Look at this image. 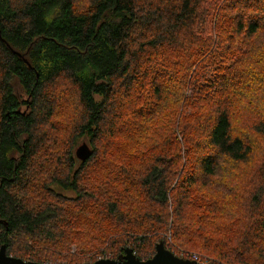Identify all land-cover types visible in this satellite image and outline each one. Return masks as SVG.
<instances>
[{
  "label": "trees",
  "instance_id": "16d2710c",
  "mask_svg": "<svg viewBox=\"0 0 264 264\" xmlns=\"http://www.w3.org/2000/svg\"><path fill=\"white\" fill-rule=\"evenodd\" d=\"M167 237L264 264V0H0V247L143 261Z\"/></svg>",
  "mask_w": 264,
  "mask_h": 264
},
{
  "label": "water",
  "instance_id": "95a60500",
  "mask_svg": "<svg viewBox=\"0 0 264 264\" xmlns=\"http://www.w3.org/2000/svg\"><path fill=\"white\" fill-rule=\"evenodd\" d=\"M92 155V150L85 143L75 150V157L82 163L87 161ZM0 264H42L33 262H24L20 259L12 258L6 255L5 247H0ZM87 264V263H84ZM92 264H201L188 259H182L174 256L164 248L162 242L155 246V254L152 258L140 261L131 249H125L124 253L116 260L100 259Z\"/></svg>",
  "mask_w": 264,
  "mask_h": 264
},
{
  "label": "rangeland",
  "instance_id": "374dc122",
  "mask_svg": "<svg viewBox=\"0 0 264 264\" xmlns=\"http://www.w3.org/2000/svg\"><path fill=\"white\" fill-rule=\"evenodd\" d=\"M211 74H212L211 70H207V71L205 72V78H206L207 80H209ZM57 89H58V88H57ZM73 106L75 107L76 112L80 113V110H79L78 106L76 105V102L73 104V103H72V100H71V101L69 102V104H68V101H66V102L64 103L63 111L65 112V116H69V115H67V111H71V110L73 109ZM83 143H85L87 146H89V142H88V140H87L86 138H78V139H77V142L75 143L74 150H73V156H74V158H75V159H74V160H75V161H74V168H78V167L80 166V163H82V162H80V161L75 157V150H76L80 145H82ZM110 173H111V172H110L109 169H107V170H103L101 176H105V175H108V174H110ZM59 192L62 193V194H64V195H66V196L72 197V194H71L69 191H67V192L59 191ZM95 207H97V206H95V204L88 205V208H95ZM148 236H149V235H148ZM160 242L163 243L164 248H165L166 250H168L169 252H171L174 256H176V257H178V258L188 259V260H189V256L192 255V254H195V255L198 256L199 261L205 262V264H206V259H207V258H206V257H203L202 255H200V254H198V253H196V252H193V251H184V250H181V249H173V250L170 249L169 246H172V241L170 240L169 237H167L166 244H164L165 242H163L162 240H158V241L156 242L155 246H156L158 243H160ZM41 244H42V243H41ZM155 246H154V249H153V251H152V254H151L149 257L146 258L147 260L150 259V258H152V257L154 256V254H155ZM126 248H127V249H131V246L128 245ZM169 249H170V250H169ZM73 251H75V247H74V245H72L71 248H70V252H73ZM153 252H154V253H153ZM100 259H106V258H102V257H101ZM100 259H97V260H100ZM146 259H145V260H146ZM97 260L89 261V262L85 261V263H87V264H92V263H94V262L97 261ZM145 260H143V261H145ZM64 263H67V262H64ZM209 264H210V263H209Z\"/></svg>",
  "mask_w": 264,
  "mask_h": 264
},
{
  "label": "built area",
  "instance_id": "2783aa9c",
  "mask_svg": "<svg viewBox=\"0 0 264 264\" xmlns=\"http://www.w3.org/2000/svg\"><path fill=\"white\" fill-rule=\"evenodd\" d=\"M189 258H190L191 261H195V262L199 263V258H198L197 255L192 254V255L189 256Z\"/></svg>",
  "mask_w": 264,
  "mask_h": 264
}]
</instances>
